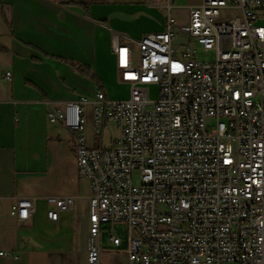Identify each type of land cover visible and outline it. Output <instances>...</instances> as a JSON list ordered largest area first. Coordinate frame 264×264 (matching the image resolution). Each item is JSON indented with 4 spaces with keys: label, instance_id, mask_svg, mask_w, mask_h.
<instances>
[{
    "label": "built area",
    "instance_id": "2783aa9c",
    "mask_svg": "<svg viewBox=\"0 0 264 264\" xmlns=\"http://www.w3.org/2000/svg\"><path fill=\"white\" fill-rule=\"evenodd\" d=\"M174 7H162L163 30L114 43L131 95L100 91L94 103L96 124L120 129L112 145H88V97L48 114L77 132L90 184L82 264H102L104 241L124 249L128 264H264V0H203L183 24ZM47 203L58 221L75 198ZM35 207L22 197L10 213L23 222Z\"/></svg>",
    "mask_w": 264,
    "mask_h": 264
},
{
    "label": "crops",
    "instance_id": "0c3cea01",
    "mask_svg": "<svg viewBox=\"0 0 264 264\" xmlns=\"http://www.w3.org/2000/svg\"><path fill=\"white\" fill-rule=\"evenodd\" d=\"M92 1L0 0V264H60L55 246L71 241L74 205L52 221L47 198H82V176L77 132L52 123L48 114L83 96L91 99L86 135L88 145L97 147L96 136L110 122L96 124V94L113 100L127 84L120 79L115 41L130 43L155 32L139 30L143 22L137 18L151 20L157 9L152 0ZM202 1L174 0L178 22L187 23L189 8ZM165 16L157 31L165 28ZM22 197L36 205L23 222L10 213Z\"/></svg>",
    "mask_w": 264,
    "mask_h": 264
},
{
    "label": "rangeland",
    "instance_id": "374dc122",
    "mask_svg": "<svg viewBox=\"0 0 264 264\" xmlns=\"http://www.w3.org/2000/svg\"><path fill=\"white\" fill-rule=\"evenodd\" d=\"M91 2V0H89ZM102 3V2H114L118 0H93L92 2ZM124 1L125 3H135L141 2V0H119ZM167 0H152L154 5L156 6V10L152 14L151 20H147L142 16L140 17V22L143 24L139 30H149V31H157L160 29V25L163 22V18L167 15L163 9L159 8V5H165ZM146 2V1H142ZM175 13V11H174ZM176 14V13H175ZM145 21V22H144ZM184 21V20H183ZM183 40H188L187 35H180L179 42ZM199 58H214L212 53H205L204 51L200 52ZM150 94L152 99H156L159 96V87L157 85H153L150 89ZM131 95V86L129 84H124L119 87L118 93L113 100H128ZM91 101V99H89ZM92 109L91 107L88 109L89 115H91ZM102 125V124H101ZM120 130L116 123L110 122L108 126L98 135L96 136L97 147H105L110 145L114 139L118 137ZM91 136H89V139ZM135 182H137L135 178ZM82 198L75 201L74 208L71 212L72 216V234L70 243L68 240H61L55 246V252L59 254L61 262L60 264H82L84 255H85V247H86V224L84 215L88 212L89 209V196L91 194L90 184L88 180L82 177ZM121 231L124 232V225L117 226ZM124 236V233H122ZM102 264H128L127 261V253L124 249L120 247H116L111 245L108 241L103 242V250H102ZM225 264H237L235 262H226Z\"/></svg>",
    "mask_w": 264,
    "mask_h": 264
},
{
    "label": "trees",
    "instance_id": "16d2710c",
    "mask_svg": "<svg viewBox=\"0 0 264 264\" xmlns=\"http://www.w3.org/2000/svg\"><path fill=\"white\" fill-rule=\"evenodd\" d=\"M63 2H65V3H66V1H63Z\"/></svg>",
    "mask_w": 264,
    "mask_h": 264
}]
</instances>
